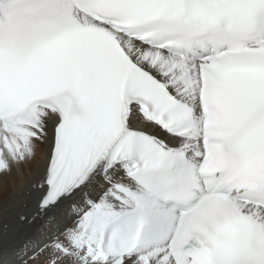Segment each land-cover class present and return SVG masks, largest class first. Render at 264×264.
Here are the masks:
<instances>
[{
  "label": "snow or ice",
  "instance_id": "1",
  "mask_svg": "<svg viewBox=\"0 0 264 264\" xmlns=\"http://www.w3.org/2000/svg\"><path fill=\"white\" fill-rule=\"evenodd\" d=\"M0 264H264V0H0Z\"/></svg>",
  "mask_w": 264,
  "mask_h": 264
},
{
  "label": "bare ground",
  "instance_id": "2",
  "mask_svg": "<svg viewBox=\"0 0 264 264\" xmlns=\"http://www.w3.org/2000/svg\"><path fill=\"white\" fill-rule=\"evenodd\" d=\"M3 181H0V184H2ZM7 195V193L0 191V198H3V196Z\"/></svg>",
  "mask_w": 264,
  "mask_h": 264
}]
</instances>
